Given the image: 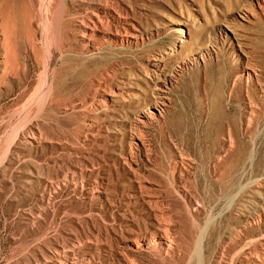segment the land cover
<instances>
[{
	"label": "rangeland",
	"instance_id": "374dc122",
	"mask_svg": "<svg viewBox=\"0 0 264 264\" xmlns=\"http://www.w3.org/2000/svg\"><path fill=\"white\" fill-rule=\"evenodd\" d=\"M48 1L0 0V264H264V0Z\"/></svg>",
	"mask_w": 264,
	"mask_h": 264
},
{
	"label": "bare ground",
	"instance_id": "6f19581e",
	"mask_svg": "<svg viewBox=\"0 0 264 264\" xmlns=\"http://www.w3.org/2000/svg\"><path fill=\"white\" fill-rule=\"evenodd\" d=\"M48 2H49L48 0H42V2H41L42 4L40 3V5H42V7H43V10H44L43 12H48V10H49V9H48V7H49V6H48V4H49ZM58 9H59V8H58ZM59 10H60V9H59ZM57 11H58V10H57ZM43 21H44V20H43ZM200 240H201V239H200ZM199 247H200V246H199Z\"/></svg>",
	"mask_w": 264,
	"mask_h": 264
}]
</instances>
